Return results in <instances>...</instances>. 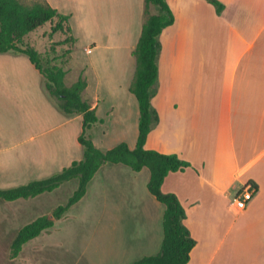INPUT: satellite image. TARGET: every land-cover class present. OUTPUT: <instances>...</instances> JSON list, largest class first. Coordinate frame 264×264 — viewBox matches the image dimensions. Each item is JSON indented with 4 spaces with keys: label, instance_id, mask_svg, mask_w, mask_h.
Returning a JSON list of instances; mask_svg holds the SVG:
<instances>
[{
    "label": "crops",
    "instance_id": "crops-1",
    "mask_svg": "<svg viewBox=\"0 0 264 264\" xmlns=\"http://www.w3.org/2000/svg\"><path fill=\"white\" fill-rule=\"evenodd\" d=\"M20 1H45L70 16L75 42L65 83L87 81L82 97L100 118L88 133L103 150L122 142L135 148L140 112L130 90L131 52L146 19L145 0ZM219 1L221 13L207 0H167L175 22L159 36L152 96L159 121L146 148L190 163L162 186L180 200L197 242L188 264H264V0ZM149 13L160 9L151 5ZM81 39L89 44L84 53L75 49ZM119 41L131 49H117ZM82 132L83 115L59 107L27 55L0 53V189L81 160ZM150 176L148 168L104 164L86 195L14 258L18 232L64 205L56 203V191L72 182L63 195L68 201L79 180L28 199L0 198V264H131L159 253L165 205L149 191ZM249 183L254 197L237 211L234 197Z\"/></svg>",
    "mask_w": 264,
    "mask_h": 264
},
{
    "label": "trees",
    "instance_id": "trees-1",
    "mask_svg": "<svg viewBox=\"0 0 264 264\" xmlns=\"http://www.w3.org/2000/svg\"><path fill=\"white\" fill-rule=\"evenodd\" d=\"M214 4L218 11L224 9L219 0H207ZM156 5L159 14H150L149 7ZM146 19L138 40L134 55L136 70L130 90L139 103V134L135 148L126 142L103 150L95 145L89 130L100 118L96 109L82 97L87 88L86 79L81 76L74 84L67 86V71L64 66L46 61L43 53L32 45L26 44V37L48 22L53 24L52 32L66 31L72 34L69 25L70 16L58 12L49 3L35 2L26 5L20 0H0V53H22L43 74L49 94L55 98L59 107L67 114L83 115V132L79 142L84 148L83 158L73 162L62 171L41 180L0 189V198L6 201L28 199L45 192H52L64 182L78 179L79 185L66 204L58 206L49 216H41L24 226L17 234L11 246V257H17L24 244L38 237L43 231L54 226L55 220L62 218L87 193L89 183L99 169L107 163L124 164L135 172L143 168L150 170L148 189L158 201L165 205L163 217L164 237L159 253L141 257L131 264H188L196 240L185 225L186 211L175 194L162 190L165 178L171 172L183 171L190 163L177 154H165L146 148L147 139L153 125L159 121V114L152 105L153 89L159 76L158 56L161 49L159 36L165 28L175 22V15L167 0H145ZM73 45L75 38L72 36ZM70 54V51H69Z\"/></svg>",
    "mask_w": 264,
    "mask_h": 264
},
{
    "label": "rangeland",
    "instance_id": "rangeland-1",
    "mask_svg": "<svg viewBox=\"0 0 264 264\" xmlns=\"http://www.w3.org/2000/svg\"><path fill=\"white\" fill-rule=\"evenodd\" d=\"M24 2L27 3V1H24ZM39 2H42V1H39ZM210 4H212V3H210ZM26 5H31V4H26ZM212 5H213V7H215L217 9V7L214 4H212ZM222 11H218V13H221ZM52 27H53V24L48 22L47 24L40 27L36 31L30 33L26 37V44L32 45L38 51L43 53L46 61H49V62L56 64V65L65 66L66 64H68L67 59H68L69 51H71V49L73 47V41L72 40L66 41V39L67 38L70 39V37H72L73 35L69 32H66V31L65 32L64 31L63 32L62 31L52 32ZM87 45H89V44L85 43L84 39H81L80 42H78L76 44L75 49H80L81 53H84V49L86 48ZM116 46H117V49H131V48H129V45L127 44V42L126 43L120 42ZM133 49H135V48H133ZM127 52H129V50L128 51L126 50V53ZM129 55H130V52H129ZM131 55L133 57H135L134 51L131 52ZM126 58H127V55H126ZM72 181H78V180L73 179ZM71 183L72 182H70V184H65L64 186H61V188H59V190L56 191L57 195L59 193H61L60 194L61 196H58L56 198L57 204H65V202H67L66 201L67 199L63 198V195H65V191L68 192L67 187H69L71 185ZM59 197L62 199H60ZM51 215H49V217Z\"/></svg>",
    "mask_w": 264,
    "mask_h": 264
},
{
    "label": "built area",
    "instance_id": "built-area-1",
    "mask_svg": "<svg viewBox=\"0 0 264 264\" xmlns=\"http://www.w3.org/2000/svg\"><path fill=\"white\" fill-rule=\"evenodd\" d=\"M255 192V186L250 183L241 188L234 197L233 208L237 211H243L253 199Z\"/></svg>",
    "mask_w": 264,
    "mask_h": 264
},
{
    "label": "water",
    "instance_id": "water-1",
    "mask_svg": "<svg viewBox=\"0 0 264 264\" xmlns=\"http://www.w3.org/2000/svg\"><path fill=\"white\" fill-rule=\"evenodd\" d=\"M49 218H50V219H54V216H53V215H51Z\"/></svg>",
    "mask_w": 264,
    "mask_h": 264
}]
</instances>
